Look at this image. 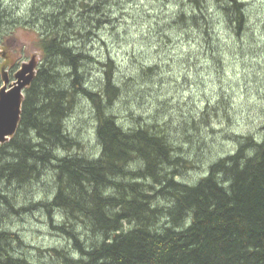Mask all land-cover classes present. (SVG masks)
<instances>
[{
	"label": "trees",
	"instance_id": "trees-1",
	"mask_svg": "<svg viewBox=\"0 0 264 264\" xmlns=\"http://www.w3.org/2000/svg\"><path fill=\"white\" fill-rule=\"evenodd\" d=\"M89 1L93 0H35L28 12L42 61L25 91L18 130L0 147L4 218L8 213L38 211L55 230L64 232L72 250L48 249L51 264H264V138L260 142L254 135H242L237 149L211 164L199 181H179L182 171L195 167L187 158L175 157L180 148L174 146L173 136L182 137L186 130L120 126L108 114L122 92L113 60L98 62L103 67L99 90L86 86L84 67L94 59L86 45L77 43L84 37L93 39L95 18L90 16L87 29L86 21L74 22V14L76 3L86 8ZM217 4L225 29L240 35L248 22L246 5L240 0ZM183 5L176 21L209 36L208 1L184 0ZM104 7L105 3L93 9L103 13ZM17 19L14 13L2 12L0 2L5 61L11 47L2 29ZM5 70L0 69V88ZM80 97L93 105L98 157L75 153L82 146L66 126ZM220 105L212 110L217 113ZM222 108L219 115L225 114ZM209 124L205 115L196 123L202 128ZM43 183L51 187L45 198L17 202L18 186ZM80 225L85 236L78 233ZM22 243L18 234L0 226V264H36L16 253L14 244Z\"/></svg>",
	"mask_w": 264,
	"mask_h": 264
},
{
	"label": "rangeland",
	"instance_id": "rangeland-1",
	"mask_svg": "<svg viewBox=\"0 0 264 264\" xmlns=\"http://www.w3.org/2000/svg\"><path fill=\"white\" fill-rule=\"evenodd\" d=\"M34 1H0L2 12L14 13L18 18L2 29L3 39L11 47L7 61L1 56L4 48L0 44V69L4 66L3 76L7 73L10 82L24 65L33 62L38 68L42 61L38 35L27 21ZM206 1L211 17L209 36L176 21L184 0H93L86 8L76 3L78 14H74V22L79 25L84 21L87 24L91 15L95 18L93 39L84 37L81 43L73 39L80 47L86 45L85 51L94 59L84 67L86 86L99 90L103 67L98 62L113 60L115 80L122 92L108 114H113L120 126L133 129L150 124L172 131L186 130L181 134L184 138L178 135L173 139L174 146L181 149L175 150V157L195 164L177 177L188 184L199 181L211 164L233 153L242 135H254L260 142L264 138V0H240L246 5L248 21L240 35L225 29L217 0ZM97 3H105L103 13L93 9L99 7ZM188 7L186 3L184 10ZM218 102L221 105L216 107L217 113L224 104L226 115L212 110ZM204 115L211 123L208 128L196 125ZM66 126L71 138L81 143L75 153L100 155L96 118L89 101L78 99ZM48 183L18 186L17 202L23 205L25 199L42 200L49 195ZM162 205H167L166 201ZM2 211L0 206L2 230L18 234L23 241L14 244L18 255L36 264H51L48 249L72 250L69 237L49 225L40 212L8 213L4 218ZM58 221L64 222L60 215ZM58 221L55 219L54 224ZM85 231L83 226L78 227L83 236Z\"/></svg>",
	"mask_w": 264,
	"mask_h": 264
},
{
	"label": "water",
	"instance_id": "water-1",
	"mask_svg": "<svg viewBox=\"0 0 264 264\" xmlns=\"http://www.w3.org/2000/svg\"><path fill=\"white\" fill-rule=\"evenodd\" d=\"M3 57V53H1ZM36 65L31 62L24 65L10 82L7 73L3 76L0 88V147L8 142L17 132L21 116L26 89L32 84L36 76Z\"/></svg>",
	"mask_w": 264,
	"mask_h": 264
},
{
	"label": "bare ground",
	"instance_id": "bare-ground-1",
	"mask_svg": "<svg viewBox=\"0 0 264 264\" xmlns=\"http://www.w3.org/2000/svg\"><path fill=\"white\" fill-rule=\"evenodd\" d=\"M251 152V151H250ZM182 159H185L184 157H182ZM186 160V159H185ZM188 160V159H187ZM189 161V160H188ZM193 164V163H192ZM209 172V171H208ZM204 176V175H203ZM202 178V177H201ZM67 236V235H66ZM83 242H85V241H83ZM17 245H19V244H17ZM75 247V246H74ZM62 253V252H61ZM72 254V253H71Z\"/></svg>",
	"mask_w": 264,
	"mask_h": 264
}]
</instances>
